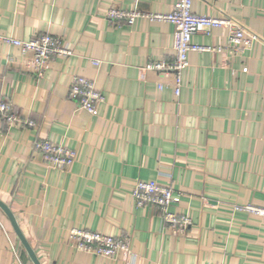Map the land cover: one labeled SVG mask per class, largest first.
<instances>
[{
    "label": "crops",
    "instance_id": "obj_1",
    "mask_svg": "<svg viewBox=\"0 0 264 264\" xmlns=\"http://www.w3.org/2000/svg\"><path fill=\"white\" fill-rule=\"evenodd\" d=\"M175 0H0V33L44 32L71 50L42 76L17 46L0 41V95L33 126L0 121V200L41 264H264V0H192L194 13L226 17L257 39L226 47L224 28L195 33L176 96L171 77L146 64L173 58L171 23L111 21L107 10L167 13ZM91 59L100 60L94 66ZM103 94L97 114L68 96L72 75ZM161 86V87H159ZM37 139L77 151L68 170L47 167ZM137 180L171 184L189 228L173 234L151 206L137 207ZM71 228L130 237L134 259L74 249ZM0 264H33L0 209Z\"/></svg>",
    "mask_w": 264,
    "mask_h": 264
},
{
    "label": "built area",
    "instance_id": "obj_2",
    "mask_svg": "<svg viewBox=\"0 0 264 264\" xmlns=\"http://www.w3.org/2000/svg\"><path fill=\"white\" fill-rule=\"evenodd\" d=\"M192 0H175L172 9L167 13L142 12L140 10L124 11L114 7L107 10L111 21L124 20L128 24L137 17L150 20L166 21L173 26V58L170 61L157 60L146 64V68L157 70L171 77L173 92L176 96L182 86V73L188 66V53L192 50H214L210 46L195 44L192 37L201 32L210 34L214 28H224L227 33L226 47H216V50L250 48L257 39L254 34L246 33L235 21L226 17L197 14L191 9ZM0 41L17 46L26 56L25 68L36 76L43 75L51 60L57 56H67L71 50L67 48L58 36L44 32L27 40L0 33ZM94 66L100 65V60L91 59ZM161 87V86H159ZM67 96L73 100L78 109H83L91 115L97 114V104L103 101L102 92L96 88L95 82L79 75H72ZM0 121L9 126H33V121L18 114L8 98L0 95ZM33 150L40 154L41 161L49 168L65 171L77 158V151L61 142L49 139H37ZM132 197L137 207L151 206L157 209L164 225L173 234H182L190 226L191 219L187 213L178 214L170 209L181 201L182 193L174 190L171 184H160L156 180H137ZM238 208L250 213L264 216V206L246 204ZM69 244L76 250L91 253L96 256L117 259L120 255L134 259L130 251V237L127 234L113 236L98 230L71 228L68 234ZM215 264H228L220 262Z\"/></svg>",
    "mask_w": 264,
    "mask_h": 264
},
{
    "label": "water",
    "instance_id": "obj_3",
    "mask_svg": "<svg viewBox=\"0 0 264 264\" xmlns=\"http://www.w3.org/2000/svg\"><path fill=\"white\" fill-rule=\"evenodd\" d=\"M0 209L5 213V215L9 219L13 230L15 231V233H16L18 239L20 240L22 246L26 250L31 262L33 264H41V262L39 261V259L36 256V253L34 252L33 248L30 246V244L28 243V241L24 237V235H23V233H22V231H21V229L17 223L15 215L12 212V210L10 209V207L0 200Z\"/></svg>",
    "mask_w": 264,
    "mask_h": 264
}]
</instances>
